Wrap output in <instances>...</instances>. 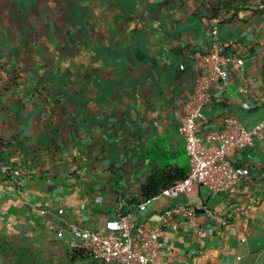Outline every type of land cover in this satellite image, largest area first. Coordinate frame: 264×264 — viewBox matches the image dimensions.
Returning <instances> with one entry per match:
<instances>
[{
	"label": "crops",
	"instance_id": "0c3cea01",
	"mask_svg": "<svg viewBox=\"0 0 264 264\" xmlns=\"http://www.w3.org/2000/svg\"><path fill=\"white\" fill-rule=\"evenodd\" d=\"M227 1L217 16L204 0H0V264H99L75 227L130 213L148 231L179 202L202 232L165 227L163 259L264 264V138L232 154L229 192L140 208L155 170L190 169L179 126L216 43L239 62L210 86L203 131L264 120V0Z\"/></svg>",
	"mask_w": 264,
	"mask_h": 264
},
{
	"label": "built area",
	"instance_id": "2783aa9c",
	"mask_svg": "<svg viewBox=\"0 0 264 264\" xmlns=\"http://www.w3.org/2000/svg\"><path fill=\"white\" fill-rule=\"evenodd\" d=\"M214 32H218L217 26ZM234 62L238 63V58L228 54L219 43L204 54L206 75L199 81L194 106L187 109L179 126L186 140L190 169L162 194L171 197L189 193L196 184L206 185L215 194L229 192L242 177L232 154L244 151L256 137L264 138V120L249 128L239 119L230 117L224 126L203 131L200 112L210 101V86L228 81L230 66ZM187 66L186 62L181 64L182 69ZM146 207L147 201L144 200L140 208ZM184 224L197 233L202 232L195 207L179 202L165 209L157 224L148 231L136 232L132 215L126 213L107 220L100 229L75 227L74 233L97 260L106 264H170L161 257L163 230L168 226L179 229Z\"/></svg>",
	"mask_w": 264,
	"mask_h": 264
},
{
	"label": "trees",
	"instance_id": "16d2710c",
	"mask_svg": "<svg viewBox=\"0 0 264 264\" xmlns=\"http://www.w3.org/2000/svg\"><path fill=\"white\" fill-rule=\"evenodd\" d=\"M204 1L207 3L209 10L217 16H219L222 13L223 9L229 8L230 6V2L227 0H204ZM185 175L186 172L180 169L155 170L153 174L149 177L147 182L141 187L143 200L148 201L157 197L163 192L165 188L171 186L177 180L183 178ZM90 254L92 255L91 252ZM99 264H105V263L100 261Z\"/></svg>",
	"mask_w": 264,
	"mask_h": 264
}]
</instances>
